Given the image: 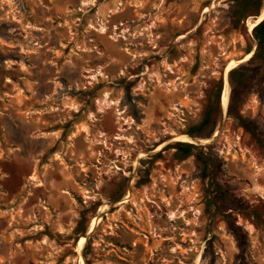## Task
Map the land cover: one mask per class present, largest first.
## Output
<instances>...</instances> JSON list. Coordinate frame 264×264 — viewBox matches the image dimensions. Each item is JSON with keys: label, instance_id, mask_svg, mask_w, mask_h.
Listing matches in <instances>:
<instances>
[{"label": "rangeland", "instance_id": "374dc122", "mask_svg": "<svg viewBox=\"0 0 264 264\" xmlns=\"http://www.w3.org/2000/svg\"><path fill=\"white\" fill-rule=\"evenodd\" d=\"M236 4L0 0V264H264V0Z\"/></svg>", "mask_w": 264, "mask_h": 264}, {"label": "trees", "instance_id": "16d2710c", "mask_svg": "<svg viewBox=\"0 0 264 264\" xmlns=\"http://www.w3.org/2000/svg\"><path fill=\"white\" fill-rule=\"evenodd\" d=\"M261 8H262V0H237L236 9L234 12V15L236 16V20H234L233 25L237 27L238 23L241 20L247 18L248 16L251 15L258 16L260 14ZM252 36L257 42V49L253 53V57L250 60V62L254 60L255 57L259 58L260 60L259 68L260 70L264 71V19L254 26L252 30ZM251 51L252 49L249 48L247 49L246 53H250ZM250 71L251 69L248 68L247 65H239L233 68L229 72V75L232 78L235 74H237L238 78L236 79V82L239 85H242L249 77ZM236 82L234 81L233 83L236 84ZM221 89H222V83L219 82L216 86L215 91L213 92V96H212L213 99L211 100L210 104L207 106L202 122L197 126L191 128V131L189 132L191 136L198 135L211 122L212 114H214L215 108L219 106ZM234 116L236 119L240 121L242 127L244 128L247 127L238 112L235 113ZM176 148L180 159H183L193 154L196 151L195 145L186 144L183 142H179ZM200 160L204 165V169H206V162L203 159V157L200 156Z\"/></svg>", "mask_w": 264, "mask_h": 264}, {"label": "bare ground", "instance_id": "6f19581e", "mask_svg": "<svg viewBox=\"0 0 264 264\" xmlns=\"http://www.w3.org/2000/svg\"><path fill=\"white\" fill-rule=\"evenodd\" d=\"M263 17H264V13H263L262 15H260L259 17H257V20H256L255 22L250 23V24H249V30H252L253 27L256 25V23H258ZM250 56H251V53L248 54V55H246L245 58H248V57H250ZM244 60H245V59H244ZM231 64H232L231 67H235V66L237 65V63H236L235 61L232 62ZM225 98H226V96H225ZM226 103H227V102H226ZM178 137H179V136H178ZM179 139H180V140H187V138H186L185 136H180Z\"/></svg>", "mask_w": 264, "mask_h": 264}, {"label": "water", "instance_id": "95a60500", "mask_svg": "<svg viewBox=\"0 0 264 264\" xmlns=\"http://www.w3.org/2000/svg\"><path fill=\"white\" fill-rule=\"evenodd\" d=\"M263 19H264V17H263L259 22H261ZM259 22H258V23H259ZM258 23H256V25H257ZM247 54H248V53H247ZM241 62H242V61H241Z\"/></svg>", "mask_w": 264, "mask_h": 264}]
</instances>
